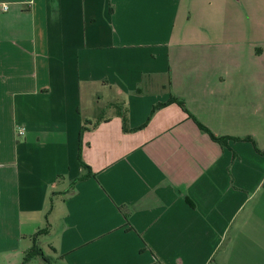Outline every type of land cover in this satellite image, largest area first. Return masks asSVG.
I'll list each match as a JSON object with an SVG mask.
<instances>
[{"label":"crops","instance_id":"0c3cea01","mask_svg":"<svg viewBox=\"0 0 264 264\" xmlns=\"http://www.w3.org/2000/svg\"><path fill=\"white\" fill-rule=\"evenodd\" d=\"M257 150L264 0H0V264H264Z\"/></svg>","mask_w":264,"mask_h":264},{"label":"trees","instance_id":"16d2710c","mask_svg":"<svg viewBox=\"0 0 264 264\" xmlns=\"http://www.w3.org/2000/svg\"><path fill=\"white\" fill-rule=\"evenodd\" d=\"M169 104H177L178 106L184 108L183 103L181 101H179L178 99H176L174 97H171L167 103H165V104H158L157 106H155L154 107V110H156L157 108L164 107V106L169 105ZM121 118H122L123 130L124 131H128L127 126H126V118H125V116H122ZM190 118H192V117L190 116ZM194 121H195L196 125L198 126V128L200 130H202L203 132L207 133L209 135L210 139L213 142L219 144L222 147L227 146L229 141L238 140V139H232V138H229V137H215V136H213L210 133V131H208L206 128H204L200 123H198L196 120H194ZM246 140L249 141V142H251V139L250 138H247ZM257 152L260 153V154H262V155H264V152H260L258 150H257ZM78 161H79L82 169L85 171V174L82 175L81 177L77 178L76 180H74L72 182V186L74 184H76L77 182L84 181V180H86V179H88V178H90L92 176L89 167H87V165H85L83 163L82 159H81V147H79V151H78ZM45 233H47V230L46 229H43V230L37 231V233L33 236V239H34L33 245L29 249V251L27 252V254L25 256V259H24V262H27V261L35 258V257L42 256V254H43L42 253V249L40 248V246L38 245L37 241L35 240V237H38V236H40L42 234H45Z\"/></svg>","mask_w":264,"mask_h":264},{"label":"rangeland","instance_id":"374dc122","mask_svg":"<svg viewBox=\"0 0 264 264\" xmlns=\"http://www.w3.org/2000/svg\"><path fill=\"white\" fill-rule=\"evenodd\" d=\"M44 241H45V237H41V238H39L37 243L40 246V248L42 249V251L48 252L49 249L46 247V245H45L46 243ZM27 262H29V261H27ZM30 264H42V262H39V260L34 258V260H32V262Z\"/></svg>","mask_w":264,"mask_h":264},{"label":"built area","instance_id":"2783aa9c","mask_svg":"<svg viewBox=\"0 0 264 264\" xmlns=\"http://www.w3.org/2000/svg\"><path fill=\"white\" fill-rule=\"evenodd\" d=\"M28 4H30V2H29ZM2 10H3L4 12H6V11L8 10V7H7L6 5H2ZM23 133H24L23 130H19V135H22Z\"/></svg>","mask_w":264,"mask_h":264}]
</instances>
